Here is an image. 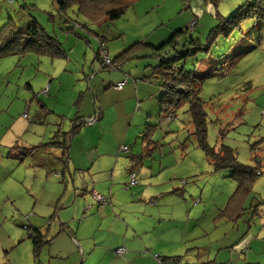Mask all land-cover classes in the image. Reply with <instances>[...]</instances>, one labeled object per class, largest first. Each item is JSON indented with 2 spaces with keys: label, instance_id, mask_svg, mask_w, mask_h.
I'll return each instance as SVG.
<instances>
[{
  "label": "rangeland",
  "instance_id": "374dc122",
  "mask_svg": "<svg viewBox=\"0 0 264 264\" xmlns=\"http://www.w3.org/2000/svg\"><path fill=\"white\" fill-rule=\"evenodd\" d=\"M124 1L129 5L119 18L97 26L77 16L74 7L59 12L57 0H0V27L8 18L18 25L33 19L57 38L68 58V61L51 60L31 54L0 58V264H60L55 258L57 248L64 249L65 253L76 250L73 245L60 243V240L68 239L63 232L64 237L56 239L51 246L42 245L34 256L32 241L27 238L32 230L30 225L40 226L54 213L45 207L49 198L39 189L43 183L59 186L60 180L49 182L51 170L32 165L31 157L23 155L24 149L61 142V134L71 129L73 114L78 107L82 113L86 105L79 102L77 107L72 102L69 107L71 119L63 122L52 117L43 123L31 120L33 114L41 117L46 114V108H41L40 103L46 94H41V89L46 92L47 83L53 78L61 87V96L67 99L68 96L76 99L86 83L91 89L99 90L101 80L115 85L128 78L129 84L142 86L140 96L153 97L147 126L155 127L151 141L156 147L149 156L142 158L141 166H136L134 174L143 177L142 182L137 178V188H142L151 199L146 202L128 200L129 209L134 206L143 209L149 203L154 211L173 213L160 221L159 228L164 229L163 235L166 234L168 240L180 241L175 249L184 251L182 254H204L209 259L205 261L213 258L225 261L233 254L231 259L239 257L237 264H264V255L256 261L252 253L247 257L243 250L247 235L264 229V25L258 26L251 19L241 21L227 37L218 36L207 51H195L183 63L186 71L196 74L199 83V99L206 115V144L229 147L234 151L237 163L257 167L259 171L253 183L245 188L246 193L235 192L237 184L229 177L230 170H214L207 163L193 135L187 106H181L172 118L159 119L157 101L163 90L158 75L152 74V69L158 65L156 56L171 59L189 51L193 48L191 40L204 45L211 28L253 0ZM48 15L52 16L49 22L46 21ZM73 22L87 24L88 44L83 41L84 30L73 28ZM175 31L183 32L172 47L152 50V46L158 47ZM93 33L103 37L108 60L113 61L112 66L120 68L123 75L114 68H103L98 60H93V52L97 51ZM64 66H67V72ZM81 67L83 75H89L88 80L78 71ZM86 95L89 97L88 92ZM89 104L91 106V101ZM30 123L31 127L26 130ZM144 128L141 126L139 131ZM84 132L77 138L78 145L91 136ZM130 145L133 150L139 147L133 152L138 153L143 143L136 135ZM51 153L47 150L33 154L38 157ZM126 192H129V198L131 191ZM87 196L91 199L89 191ZM78 218L70 225L76 226ZM153 222L152 217L151 224ZM133 227L135 223L131 222L130 228ZM113 232L117 230L113 229ZM117 234L120 240L126 238L123 231ZM47 235V238L52 237V231ZM113 242L114 238L107 247L110 254L104 255L96 248L88 260L87 255L84 257L83 263L79 254L69 257L68 262L99 264L103 261L105 264L110 257L116 256L112 253Z\"/></svg>",
  "mask_w": 264,
  "mask_h": 264
},
{
  "label": "crops",
  "instance_id": "0c3cea01",
  "mask_svg": "<svg viewBox=\"0 0 264 264\" xmlns=\"http://www.w3.org/2000/svg\"><path fill=\"white\" fill-rule=\"evenodd\" d=\"M46 21L49 22L48 19ZM77 35L75 34L78 38ZM88 35H90L89 32H84L83 41H86L87 44L89 43ZM93 36L95 43L98 36H95V34ZM61 49L64 55L60 60L68 61L67 52L62 45ZM93 60L99 61L96 57V51L93 52ZM64 70L65 72L68 71L67 66H64ZM113 70H117L123 75L120 68L116 69L114 67ZM78 71L83 75L82 67ZM91 71L94 72L93 69ZM83 76L87 80L89 79V75ZM54 80L55 78L50 79L47 83L48 89L44 101L40 102L41 108H46V114L43 117L40 114H33L31 120H36L38 123L45 122L48 117L59 119L62 122L66 119L70 120L69 107L72 102L77 107L86 103L82 113L79 112L78 107L77 112L73 114V119H76V121L78 119H88L94 113L97 117L91 125L80 126L76 129L67 141L68 150L61 151L60 149L47 148L45 151L48 150L53 153L38 156L31 162L36 167L51 170L49 174L52 176L48 179L49 182L57 183V179L60 180L58 181L59 186L52 187L47 183H43L42 188L39 189L41 193H45L49 198L48 202L45 203V207L54 210L51 219L46 220L40 226L30 225L44 240L48 241L44 246H51L56 239L61 236L64 237L63 232L68 235V239L64 238L60 240V243L62 242L67 246L73 245L76 250L74 253H65L64 249L57 248L55 258L59 260L60 264H76V261L68 262V258L71 256L77 257L78 254L81 263H83L85 261L84 257L87 255L88 260L90 253L96 248L101 249L105 253L104 255L110 254L107 247L112 244L113 238L114 242L111 247L114 249L112 253L117 248H123V254H125L115 256V258L110 257V261L105 264H156L153 259L154 255L162 258H175L178 264H219V262L220 264H237L240 261L239 257L234 260L231 259L233 254L229 256L231 260L225 261H217L216 258L205 261L206 256L204 254H182L184 251L179 248L175 249V245H178L180 241L168 240L165 237L166 234L163 235L164 229L159 228L160 221L173 213L160 209L154 211L153 206L148 205V201V204L144 206L147 209L137 206L129 209L128 200H131V202H146L147 199H151V197H147L148 195L142 188H137L139 187V181L137 180L139 177L136 175L135 185L125 190L121 189L127 185L128 173H136V168L141 166L142 159H139L138 155L144 151L145 144L141 139V131L139 130L144 123L148 122L151 116L150 112L153 109L151 104L153 97L143 98L140 96L142 86H138L136 83L134 85L127 83L121 90L114 91L111 88L112 83H105L101 80L99 90L91 89L89 84L86 83L85 86L82 85V91L77 93L76 99L73 96H68L67 99L66 96L64 98L61 96V87ZM27 88L30 91L32 90L30 85ZM86 92L89 93V97H85L87 96ZM136 104H138L137 107ZM28 113L29 110L27 116ZM30 127L31 123L27 124L26 130ZM82 131H85V134H91V136L81 140L78 145L77 138L80 137ZM136 135L141 139L143 146L140 152L133 153L139 150V147L137 150H133L130 145L131 139H135ZM121 143L129 147V154L126 156L118 155L117 147ZM133 144L135 143L133 142ZM56 151H58V154L55 153ZM139 179L142 182L143 177ZM126 190L131 191L129 198L127 196L129 192H126ZM88 191L89 193L93 191L105 197L109 196L108 205L103 207L94 205L90 197L87 196ZM133 197L135 199H132ZM36 202L37 200H35ZM144 210H147V212ZM33 216L36 215L33 214ZM155 216H157V219ZM77 217H79V220L76 226L70 225L71 221L76 222ZM152 217L153 224H151ZM131 222L135 223V227L130 228ZM42 229L43 231H41ZM113 229H116L117 232L114 233ZM49 231H52L53 235L47 238V232ZM120 231L124 232L126 238L124 237L121 240L118 238L117 233ZM230 246H233V244ZM243 248L246 256L248 257L249 253H252L256 261L264 255V229L258 230L256 234L247 235ZM99 264H103V261Z\"/></svg>",
  "mask_w": 264,
  "mask_h": 264
},
{
  "label": "trees",
  "instance_id": "16d2710c",
  "mask_svg": "<svg viewBox=\"0 0 264 264\" xmlns=\"http://www.w3.org/2000/svg\"><path fill=\"white\" fill-rule=\"evenodd\" d=\"M57 5L59 12H62L68 7H74L76 9L74 13L77 16H81L85 22L100 26L119 18L129 3L125 2L124 0H57ZM51 19L52 16L48 15V21ZM246 19L254 20L258 26L264 25V0H253L251 3L241 5L231 16L221 19L216 26L209 30L204 45H200L198 41L191 40L190 44L193 48L189 51H183L171 59H165L156 56L158 59V65L152 69V74L155 73L158 75L160 88L163 90L162 95L157 101L159 119H165L169 117L172 118L181 106H187L186 113L188 114L190 123L192 125L193 135L196 139L197 146L202 151L207 163L211 165L214 170H230L229 177L232 178L237 184L235 192L240 194H243L242 192H247L245 188L253 183L255 177L258 176L259 171L257 170V167L250 168L237 163L234 151L229 147L222 144H219L215 147H209L206 144V115L203 110L202 101L199 99V83L195 77L196 74L186 71L183 68V63L185 59L188 56L194 54L195 51H207L218 36L222 35L227 37V35L233 29L237 28L241 21ZM86 25L87 24L84 22H82V25L73 22V28L78 27L84 30V32H88L86 31ZM182 32L183 31H175L171 33L169 38L158 47H150L155 51L162 49L165 46L172 47L175 44V40L179 37L178 35ZM95 45L97 47V57L100 47L104 49L105 42L103 37L98 36V38L95 40ZM27 54L37 57H46L51 60L60 59L64 55L61 49V44L57 41L56 37L48 34L45 29L41 27L35 20L30 19L25 23L18 25L12 18H8L6 22L0 27V58L8 56L21 57ZM120 57L121 54L115 57V61ZM98 59L101 63L100 58ZM112 64L113 61L109 60V68L111 69L114 68ZM102 67L107 68L104 66ZM128 81V78L123 81L124 85L121 87V89L128 83ZM26 86L28 87L29 85ZM41 94L45 95V90H41ZM38 96H40V94ZM137 105L138 104H136V107ZM22 117L25 118L26 116L23 114ZM92 119L96 121L97 117L95 113L92 117L85 120H71V129L68 133L61 134L63 137L61 142H51L39 144L38 146L34 147H28L26 150L24 149L23 155L26 154V157H31L30 160L33 162V160L37 158L33 153L39 150L45 151L47 148L60 149L61 151L68 150L67 141L69 137L75 133L78 127L91 125L94 122H90ZM147 125L148 123L144 124L145 128L140 132L141 139L143 140L145 147L144 151L138 155L139 159L149 156L152 150L156 147V143L151 141L152 132L155 127H149ZM120 146L125 147L126 151H119L118 148ZM120 146L117 148L118 155H128L129 147L126 145ZM131 174L133 175V184H129V177ZM127 177L128 181L124 189H128L130 186L136 184L134 172H129ZM102 197L107 200L103 206L108 205L109 196ZM91 201L93 202L92 199ZM93 204L97 207H103L95 202ZM24 229H26V227ZM27 238L32 241L34 256H37L38 250L42 245L48 243L47 240L42 239L38 232L33 229ZM122 254L123 252L120 255H115L121 256ZM153 259L155 260L156 264H178L175 258H162L158 255H154Z\"/></svg>",
  "mask_w": 264,
  "mask_h": 264
},
{
  "label": "built area",
  "instance_id": "2783aa9c",
  "mask_svg": "<svg viewBox=\"0 0 264 264\" xmlns=\"http://www.w3.org/2000/svg\"><path fill=\"white\" fill-rule=\"evenodd\" d=\"M98 55H99V58H100V61H101L102 66L109 68L110 67L109 60H108V58L106 56V53H105V51H104L103 48L100 47V50L98 52ZM123 85H124V82H121V83H117V84L113 85L112 87H113L114 90H119V89H121V87ZM93 121H94V119L90 120L91 123ZM118 149H119V151H123V152L126 151V148L123 147V146H120ZM133 183H134L133 175L131 174L130 177H129V184H133ZM90 194H91V199L95 203L99 204L100 206L105 205V203H106L107 200L104 199L102 196L96 194L93 191H91ZM122 252H124V250L122 248H119V249L115 250V254L116 255H120Z\"/></svg>",
  "mask_w": 264,
  "mask_h": 264
}]
</instances>
